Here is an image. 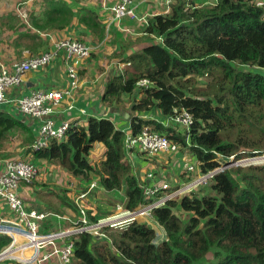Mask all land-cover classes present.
Masks as SVG:
<instances>
[{"label": "trees", "instance_id": "16d2710c", "mask_svg": "<svg viewBox=\"0 0 264 264\" xmlns=\"http://www.w3.org/2000/svg\"><path fill=\"white\" fill-rule=\"evenodd\" d=\"M49 3L52 10L19 38L28 41L32 57L44 54L39 36L30 33L32 28L58 33L80 15L66 1ZM197 3L176 0L168 14L149 17L141 39L149 45L129 56L124 49L119 58L130 65L111 77L103 102L118 105L123 95L137 92L140 98L133 111L138 114L159 110L170 117L175 108L187 110L194 118L190 145L183 130L155 119L137 116L131 120V131L137 135L149 128L166 133L207 174L233 156L241 161L264 154V6L256 0ZM86 15L79 17L80 23L92 25L101 40L105 26ZM144 79L150 86L139 90L137 85ZM14 132L27 133L24 146L31 142L29 128L11 113L0 111V142ZM125 138L126 133L112 120L92 117L88 126L72 127L67 140H53L48 148L33 154V160L64 169L78 181L79 193L86 192L94 181L108 192H120L126 209L135 210L145 196L125 154ZM98 145L105 150L96 164L91 159ZM179 187H171L168 193ZM210 187L212 193L202 196L198 193L202 190L192 191L155 210L154 218L164 233L145 221H136L123 230L103 229L108 238L89 232L77 235L73 264H264V165L226 169L214 176ZM98 192H92L87 203L96 212V216L90 214L92 222L112 213L111 204L105 210L91 202ZM67 193L58 194L56 202L46 201L42 191L38 194L50 211L61 215L68 210L78 212ZM177 211L187 215L185 220ZM45 224L49 231L60 225ZM9 242L8 236L0 235V252Z\"/></svg>", "mask_w": 264, "mask_h": 264}, {"label": "built area", "instance_id": "2783aa9c", "mask_svg": "<svg viewBox=\"0 0 264 264\" xmlns=\"http://www.w3.org/2000/svg\"><path fill=\"white\" fill-rule=\"evenodd\" d=\"M214 1L217 2V0ZM101 4L103 10L109 13V22L120 24L125 18L139 19L136 14L137 5L135 0H101ZM165 4L169 7V0L165 1ZM256 4L264 6V0H256ZM168 13L169 9L167 12L164 11L155 15ZM23 18L27 21V14H24ZM148 19L140 18L139 20L146 27ZM120 30L128 32L122 26ZM62 52L65 54L67 61L69 78L65 89L33 91L30 95L20 99H8L7 93L9 90L19 85L27 73L48 66ZM90 57L91 49L85 42L80 39L63 37L55 41L54 49L42 55L15 62L13 69L5 66L0 68V105L11 103L17 111L40 121L38 137L27 148V154L24 153V156L18 155L0 161V206H3V208L5 206L8 210L7 214L0 216V235L10 238L9 244L0 252V264H73L76 257L74 237L77 235L89 232L96 237L108 238L103 229L123 230L136 221H145L153 227V224L157 223L154 218L155 210L166 206L170 200L182 193L208 184L217 173L225 170V164H222L215 171L205 174L201 171L200 163H190L185 167L184 171L186 173L183 175L187 176L189 173H195L196 175L197 172V179L183 184L178 190L171 193H168V191L172 186L165 179L155 181L153 184H146L149 180L157 179L155 172L150 171L145 174V183H141L145 196L143 204L135 210H128L124 205L118 204L113 213L98 219L96 222H92L90 218V214L96 216V212L92 211L93 208L89 207L87 203L90 202L92 192L101 191L97 181H94L86 192L79 193L77 181L70 175L72 179L69 188L78 193L74 199L78 208L76 220L28 204L22 195V188L24 185L33 184L42 176L44 171L40 164L34 162L33 154L48 148L53 140L59 142L67 140L71 128L78 126V124H73V121H64L57 124L53 115L60 106L62 99L66 96H73L80 88V65ZM128 65L122 64L120 68L124 69ZM149 86L150 81L144 79L138 83L137 88L142 90L149 88ZM168 119L174 127L183 130L188 145H190L189 131L194 122L193 116L185 109L175 108L174 115L168 117ZM172 146H174L172 141L166 135L153 132L149 128L143 129L137 135H133L132 131L126 133L124 142L125 154L129 160L133 159L135 152L144 154L146 158L154 159L161 154L173 152L175 149ZM234 157H231V162ZM262 159H264V154L243 160L248 162L244 164L242 161L241 164L262 163L264 162ZM46 164L45 161L42 165ZM89 211H92V213H89ZM51 216H56L59 221L69 222L71 226L47 232L44 226Z\"/></svg>", "mask_w": 264, "mask_h": 264}, {"label": "crops", "instance_id": "0c3cea01", "mask_svg": "<svg viewBox=\"0 0 264 264\" xmlns=\"http://www.w3.org/2000/svg\"><path fill=\"white\" fill-rule=\"evenodd\" d=\"M54 1L59 0H0V68L5 66L9 69H13L15 62L33 56L34 52L29 50L28 41L26 39L19 40V38L22 37L23 34H29V28L32 27L31 24L33 22H40L44 18L45 13L52 10L50 6L51 3L49 2ZM62 1H66L68 4H71L74 14L77 16L80 14L78 17H74L72 24L58 33H44L36 31L33 28L30 33L33 36H39L42 41L44 46H42L43 48L40 49V52L44 51L45 53L54 49V43L58 38L68 37L80 39L85 42L91 49V57L80 65V88L73 96L64 97L60 106L56 110V113L53 115L56 123L61 124L64 121H73V124L86 127L88 126L90 118H104L112 120L119 130L129 133L131 131V120L137 116L142 119H154L152 118V115L154 116L155 110L140 114L133 111V105L136 100L140 98L137 92L132 95H123L118 105H108L103 102V94L105 93L107 84L109 83L111 77L118 74L119 71H123L120 66L125 63L122 62L123 58H119V56L124 49L127 48L126 55L129 56L149 45L148 42L141 40L145 36V28L141 30L138 26H133L137 28L135 35L125 38V35L120 30V27L122 24L125 26L134 25V21L131 18H125L120 24L117 22H109V13L103 10L101 0ZM165 1L167 2V0H135V4L137 5L136 12L137 10L138 12L145 11L147 10V7H155L156 3L163 4ZM175 1L176 0H169V4H173ZM195 1L198 2L197 0ZM156 8L157 11L154 14H151V16L156 13H163L158 7ZM165 12H167V10ZM24 14H27V16L29 15V19H27V21L23 18ZM84 14H87L86 16L88 17L94 16L96 20L100 21L105 26V34L102 36L101 40H99L98 34L91 29L93 27L92 25L80 23L79 17H82ZM156 42H160V39H157ZM107 55L109 56L108 60L105 59ZM98 67H102V69L98 71ZM126 67L124 69H126ZM68 82L67 61L65 54L62 52L58 54L48 66L38 71L27 73L19 85L9 90L7 97L10 100H15L28 96L33 91L62 90L67 87ZM0 111L11 113L29 128L32 140L25 147V151L23 152L24 156V153L27 154V148L38 137L40 121L30 118L17 111L11 103L0 105ZM157 111L160 113L159 110ZM155 120L160 123H164L166 127H174V125L170 123L168 117L163 116L162 114L160 117L157 115ZM95 149L100 150L99 158L101 159L105 150L104 146L98 145ZM96 153L98 154L99 152L95 151V155ZM99 158L95 156L94 160ZM159 158L165 159L167 157L159 155L158 158H154L153 162L150 160L148 161L154 165V169L152 171L157 174V179L149 180L146 184H153L155 181H159L161 179L168 181V171H174L172 168L175 166L177 167V170H179V166L177 165L178 161L173 160L172 158L171 164L162 165L163 168L161 167V172L158 173L157 167L161 165ZM145 159L146 156L142 157L139 152H135L131 161L136 168L135 174L140 183H145V174L150 172H143L144 167H142V164L145 163L146 165L147 162ZM44 162L45 161H38L36 164L39 163L40 166L43 167L44 165L42 164ZM148 162L147 164H149ZM46 163V168L51 167L55 170H58V168L62 169L61 167L52 165L48 162ZM172 175L174 176L175 173H172ZM45 179L47 178L45 177ZM100 190L102 193L108 192L103 190V188H100ZM40 191L41 190L32 187V185H24L22 188V195L28 204L38 209L47 210L53 214L66 216L71 220H76L77 212L73 213L71 210H68L67 214L61 215L43 207V204L38 198V193ZM35 192L38 194L36 200L30 197V193L34 195ZM98 193H100V191ZM115 201L117 200L115 199ZM118 204L122 203H116L113 210H111L112 212L116 209ZM122 205L125 206L126 204L123 203ZM7 213V208L5 206L4 208L3 206H0V216ZM47 221L50 223L54 222L56 225L60 224L59 228H69L71 226L70 223V225H65L66 221H59L56 216H51ZM46 225L47 224H45L44 229L49 232ZM153 228L158 232L164 233L163 228L156 222L153 224Z\"/></svg>", "mask_w": 264, "mask_h": 264}, {"label": "rangeland", "instance_id": "374dc122", "mask_svg": "<svg viewBox=\"0 0 264 264\" xmlns=\"http://www.w3.org/2000/svg\"><path fill=\"white\" fill-rule=\"evenodd\" d=\"M197 1L200 4H202V5L215 4L214 0H197ZM170 5L168 7V5L165 4L164 2H163V4L162 3H159V4L156 3L155 7L154 6H149V8L147 7V10L142 11V12H138V10H137L136 14L139 17V19L140 18H147L148 19V17L151 16V14H154L157 11L156 7H158L160 9V11H162V12H164V11H166L168 9H169V12H170V10H171V6ZM28 19H29V15H28ZM131 19L134 21V23H135L134 25H130V26L126 25L125 26V25L122 24L123 29H127L128 30V32L123 31V34L125 35V38H127L128 36L135 35L137 26L139 28H141V30H143V28L145 27V24L142 23V21H140L139 19H136V18H131ZM133 26H136V27H133ZM65 38H68V37H65ZM105 59L108 60L109 56L107 55ZM103 63L105 64L104 61H103ZM101 69H102V67H98V71L101 70ZM204 82H205L204 80H201L199 84L203 85ZM160 113H158V111L155 110L154 116L152 115V118L156 119L157 115H159V117H160L161 114H162V113L161 114ZM176 128H177L178 131L180 130V128H178V127H176ZM164 134H166V133H164ZM26 135H27L26 132H14V133H12L10 135V137L8 139L1 141L0 142V161H2L4 159L16 157L18 155H23V152L25 151V147H26V145L24 146L25 138L27 137ZM173 145L174 146H172V147L175 150L173 152L169 153V154H161V156H166L167 158H165V159L164 158H159V161L161 162V165L157 167V171L159 173V172H161L160 168L162 167V165L171 164V162H172L171 159L172 158H173V160L178 161L177 165L179 166V170H177V167L175 166V167L172 168L174 171H172V170L168 171L169 180L167 182H169L172 187H174V186H182V184H186L185 181L187 179L190 178L191 180H195L198 177V173L197 172H196V175H195V173L194 174L189 173V174H187V176L183 175L184 173H186L184 171L185 167L187 165H189L190 163H193V162L196 163V161H195V159H193L191 154L189 152H187V150H184L181 147V145H179V144H173ZM97 150L95 149V151L99 152V153L98 154L96 153L95 156L99 158L100 150H98V151ZM94 154H95V152H94ZM95 156L92 157L91 162L92 163L96 162V164H98L100 160L99 159L94 160ZM156 158H158V156H156ZM220 160L221 159L219 157V162L222 163L223 160H221V161ZM233 160H232V162H242L243 161V160L236 161L235 158ZM262 160H264V159H262ZM130 161H132V160H130ZM146 161L148 162V160H146ZM147 162H146V165H145V163L142 164V167H144L143 172L144 171H146V172L152 171L154 169V165L149 163V162H148L149 164H147ZM229 162H231V160ZM131 165L133 166L134 172H135L136 168H135V166H134V164L132 162H131ZM240 165H242V164H238V165L235 164L232 168L238 167ZM252 165H264V162L257 163V164H252ZM243 166H245V165H243ZM246 166H249V165H246ZM43 169H44V171L42 173V176H40L33 183L32 187H34L35 189L41 190L43 192L44 196H47L46 201L56 202L57 198H58V194H60V196H63L65 191H67L69 193V195L67 193L68 199L70 201H74V199L78 195V193L77 192H73L69 188V184H70V181L72 179L70 174L68 172H66L64 169H59L58 168V170H55V169H53L51 167L50 168H46V165L43 166ZM172 173H175V175L173 176ZM184 176H186V178H184ZM45 177L47 179H45ZM181 178H182L183 181L181 180ZM43 184H46V185L44 187H42L41 185H43ZM77 184H78V181H77ZM210 186H211V181L208 184H205V185H202V186H198V187L192 189V191H197L198 192V191L202 190L201 192H198V193L199 194L201 193V195L203 196V194L212 193ZM192 191H189V192H186V193H182L181 195H179L180 197L176 196V198H180L181 199L183 196H186V195L190 194ZM34 195H32L30 193V197L36 200L38 194L35 192ZM38 198H39L40 202L43 204L42 206L45 207L44 200H42L39 196H38ZM115 199L119 203H122V204L123 203L125 204V202H126L123 199L122 194L120 192L119 193H111V192H103L102 193V191H100V193L96 194V196H94V198L91 200V202L94 203L97 206L104 207L105 210H107L110 207L109 204H111L112 205L111 206V210H113V208L115 207L116 203H118L117 201H115ZM177 215L182 217L184 220L187 217V215L184 212H182V211H177Z\"/></svg>", "mask_w": 264, "mask_h": 264}, {"label": "water", "instance_id": "95a60500", "mask_svg": "<svg viewBox=\"0 0 264 264\" xmlns=\"http://www.w3.org/2000/svg\"><path fill=\"white\" fill-rule=\"evenodd\" d=\"M248 161H243V163H247ZM242 162H227L225 165H224V169H230L232 168L235 164H241Z\"/></svg>", "mask_w": 264, "mask_h": 264}]
</instances>
